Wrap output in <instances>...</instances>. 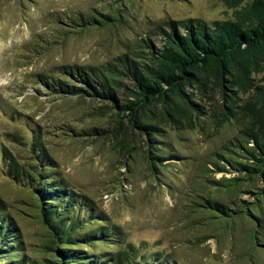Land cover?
<instances>
[{
  "label": "rangeland",
  "instance_id": "obj_1",
  "mask_svg": "<svg viewBox=\"0 0 264 264\" xmlns=\"http://www.w3.org/2000/svg\"><path fill=\"white\" fill-rule=\"evenodd\" d=\"M238 9L227 0H0V196L21 230L26 251L41 257L46 231L30 192L3 173L1 149L5 145L29 162L30 128L35 127L58 162L56 170L126 229L130 240L156 241L178 264H264V215L260 221H225L196 206L200 196L252 202L245 190L259 191L246 179L240 191L232 192L214 181L237 172L208 169L215 168V154L241 136L243 128L224 119L216 86L193 89L208 112L201 122L205 130L199 124L178 131L168 127L174 153L181 158L153 174L138 149L139 136L125 120L116 137L71 136L66 126L115 129L121 119L106 112L102 102L52 93L39 78L56 74L62 65L118 63L119 56L144 41L160 43L158 27L168 20H236ZM78 14H110L115 20L74 31L68 24ZM255 77L263 83L264 68ZM257 205L264 212V198Z\"/></svg>",
  "mask_w": 264,
  "mask_h": 264
},
{
  "label": "trees",
  "instance_id": "obj_2",
  "mask_svg": "<svg viewBox=\"0 0 264 264\" xmlns=\"http://www.w3.org/2000/svg\"><path fill=\"white\" fill-rule=\"evenodd\" d=\"M227 1L239 8L236 20L171 19L158 27L160 43L144 41L139 48L119 56L118 63L62 65L56 74H40L39 78L52 93L102 102L106 112L121 119L115 129L66 126L71 136L116 137L125 120L139 136L138 149L143 150L153 174L181 158L174 153L168 127L178 131L199 124L205 130L201 122L208 112L195 99L193 89L203 92L211 84L216 86L224 119L242 123L243 128L241 136L229 140L222 152L215 154L217 160L211 162L215 168L208 169L237 172L238 176L224 175L214 181L232 192L240 191L246 179L259 191L245 190L253 196L252 202L233 199L226 203L200 196L202 201L196 206L219 220L250 217L260 221L264 215L257 205L264 198V77L263 83L257 84L255 74L264 68V0ZM114 20L110 14H78L68 25L83 31ZM30 132L29 162H23L5 145L1 158L3 173L33 198L46 231L45 253L38 257L26 251L21 230L0 196V262L178 264L159 249L158 242L130 240L126 229L56 170L58 162L49 153L42 131L33 127Z\"/></svg>",
  "mask_w": 264,
  "mask_h": 264
}]
</instances>
